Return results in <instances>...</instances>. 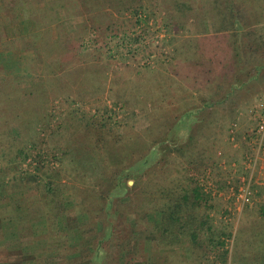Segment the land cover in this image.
Instances as JSON below:
<instances>
[{"label":"trees","instance_id":"1","mask_svg":"<svg viewBox=\"0 0 264 264\" xmlns=\"http://www.w3.org/2000/svg\"><path fill=\"white\" fill-rule=\"evenodd\" d=\"M254 1L0 0V13L5 18L7 17L8 24L12 14L13 21L15 19L28 20L35 29L26 32L18 39L8 40L2 36V46L11 51L13 47L11 44L22 42L24 48L36 52V58L33 61L44 68L39 84L28 88L27 83L12 74L15 71V65L13 63L7 65L8 60L0 59V150H2L0 151V159H2L0 161V244L5 242V239L1 240L2 232L4 237L25 239L31 234H22V230H26L29 226L21 225V223L25 221L29 224L32 218L43 216L41 208L45 205L42 203L43 200L32 201V198L28 197L34 191V187L30 186V183L39 190L43 191V188H49L51 192H54L50 179L43 182L39 180L40 175L28 171H25L20 177L17 176L19 172H22L20 167L26 158H31L35 162L38 172H43L47 167L43 151L45 148L44 146L40 147L42 142L31 140L30 136L31 131L38 129L44 131L42 125L48 117L44 114L45 117L41 118L40 114L41 117L35 119L37 102L26 100L25 97L38 95L40 104L44 106L46 103L48 104L45 92H48L50 85L57 82L59 84L58 92L65 93L69 82L72 83L71 86L75 85L78 75L92 70L93 67H89L87 63L79 65L78 57L88 35L91 33L93 36L104 35L106 39L107 37L111 40L119 39L124 43H127L128 37H133L131 40L137 43L141 37L150 32L148 28L156 26H161L160 30L170 37L168 39L170 41L174 40L176 35H185L187 37L183 39L185 44L180 45L181 48L180 46L176 47L177 55L180 52H182L180 55L186 54L187 57L184 61L189 68H193L194 76L203 77L208 73V75H212L210 79L212 83H221L217 79L218 75L215 74L221 66L224 71L223 82L226 84L223 93L225 101L233 97L236 91L248 86L254 80L257 81L264 74V33L258 29L264 24V7L261 6L257 13L252 6ZM69 23L76 24L74 29H70ZM46 28L50 29L51 33L44 39L43 34ZM206 40L217 41L218 46L215 45L208 52L207 45H205ZM223 41L224 44H228V47L222 45ZM184 46L186 53L182 51ZM199 52H201L200 55H198ZM61 65L64 72L58 74L56 70ZM101 72H98V79L103 75L102 70ZM92 75H94L92 76L93 80L96 81L97 73ZM85 81L86 79H82V82ZM101 88L102 85L96 88L95 84L94 89L98 90L91 91L90 95L94 96L97 91L102 90ZM139 89H141L140 86L132 85L127 95H132L133 91ZM116 95L117 98L113 102L117 106L122 101L123 95L121 93H116ZM213 106V103L203 99L201 105L188 108L175 115L173 119L165 121L156 118L162 122L159 128L160 133L166 132L168 136L146 145L144 150L147 151L146 154L141 153L143 143L148 141L145 134L142 137L136 134L128 135L125 138L118 134L117 139L113 140L114 150L121 153L120 150L127 141L138 144L134 149H123L126 159L122 160L126 165L117 163L114 166L107 162V167L102 170L104 164L101 161L102 166H97V168L93 166L94 171L90 173L80 167L78 172L84 170L81 172V178L88 179L86 182L92 183V189H89L90 193L85 191L84 197H94L91 198L93 200L84 198L81 205L87 210H91L93 203L99 200V204H95L96 208L92 216L99 218L101 222H99L100 225H93L90 222V228L98 229L94 236L88 237L85 231H81L82 229L75 236L69 235L68 230H64L65 234L61 235L64 238L65 253L59 259L60 264H146L147 262L142 261L139 257L141 240H145L146 243L150 241L148 246L157 249L160 253L161 248L166 249L165 252H168L166 260L169 264H174L172 258L179 260L180 264H188L193 261L198 264H229L230 261L232 264H236L238 259L247 260L249 264H252L260 260L261 252L264 253V206L259 209L258 217L247 223L244 222L245 225L247 224L246 228L241 226L242 222H240L238 230L234 231L232 230L234 227L228 222V225L220 226L219 229V225L215 222L216 205L213 194L222 191L229 192L230 185L220 183L218 188L209 187L210 191H206L200 181L202 175H198L199 173L195 172V169H189V172L193 174L191 177L185 176V185L175 179H171L168 185H165V182L156 181L158 178L154 167L158 150L166 149L167 154L171 155L174 152L186 153L198 149L201 143L200 138L203 137L200 131L207 124V122H203L204 119L200 115H204L203 113ZM125 110L127 111V109ZM129 112L133 115L136 114L135 110ZM159 114L157 113V116ZM104 127H107V124ZM110 129L113 130V128ZM110 139L108 137L100 139V146L104 148L102 155L107 160L111 158V150H113L108 148ZM35 148H38L40 153L37 152L33 155L32 151ZM200 152L202 155L205 150ZM138 153L141 154L138 155ZM7 158L11 159L9 162L14 167L12 171L8 172H14L11 177L3 176L7 172L3 168ZM91 159L94 160L95 157H89V160ZM131 161H133V166L127 168ZM196 162L195 158L188 160L190 165ZM230 175L231 173L223 175L224 179H230ZM132 177L141 181L140 192L135 189H128V192L123 191L122 182ZM205 177L204 173L203 178ZM104 181L108 182L110 186H103L102 182ZM237 183L234 186L236 191L238 190ZM22 192L21 196L16 195ZM144 192H146L148 200L146 203L147 205L151 204L153 211L149 215L142 211L144 204L146 206L143 199ZM138 193L143 196L139 202L132 204L130 201L124 202V198L132 200L133 195ZM48 202L50 201L46 202L47 205L53 204L50 213H54L58 221L57 224L63 226L61 217L66 212H63L61 208L68 201L60 196V199ZM35 204H39V206L35 207ZM132 213L136 215L133 224L129 218ZM144 220L152 224V229L147 230L145 233L148 234H144L141 238L133 237V234L141 229ZM64 221L66 223V215ZM125 222H127L126 225H124ZM127 229L131 231L127 233ZM241 229L247 233L244 244H248L257 253L250 254L247 251L239 252V250L238 253L236 252L234 236L236 231L239 233ZM80 232L84 235L81 236ZM80 239H83L85 247H68V242ZM187 240L190 243L188 249L182 246ZM30 243L32 242L29 239L22 240L21 251L24 252ZM241 246L243 245L238 247ZM34 252L36 254L34 260L37 262L32 264L45 263L48 257H45L46 253L43 249H35ZM7 256H9V260L2 259L0 264L12 260L10 255Z\"/></svg>","mask_w":264,"mask_h":264},{"label":"rangeland","instance_id":"2","mask_svg":"<svg viewBox=\"0 0 264 264\" xmlns=\"http://www.w3.org/2000/svg\"><path fill=\"white\" fill-rule=\"evenodd\" d=\"M252 6L254 11L259 13V8L264 7V0H255ZM69 24L70 29H74L76 24ZM148 29H150V32L141 37L137 43L131 40L133 37H128L127 43H124L123 40H111L108 37L106 39L104 35L93 36L91 33L86 37V43L83 49L80 50L78 57L79 65L82 66L87 63L89 67H93L92 70L80 74L81 76L78 75L75 85L71 86L72 83L69 82L65 93L58 92L59 84L57 82L50 85L48 92H45L47 105L42 106L40 104L41 101L39 102L38 95L25 97L26 100L37 102L35 119L41 116L43 118L44 114L48 117L42 125L44 131L40 129L31 131L30 136L31 140L42 142L40 147L44 146L45 148L43 151L45 153V166L47 167L43 172H38L36 171L37 165L35 162L31 158H26V161L22 162L20 167L22 172L18 174L16 172V174L20 177L25 171H28L40 175L39 180L43 182L50 179L54 192H51L49 188H43V191L39 190L34 184L30 183V186L34 187V191L28 197L32 198V201L43 200L42 203L45 204L41 207L43 216L32 218L29 224L25 221L21 223V225L29 226L26 230H22L23 235L26 233L31 234L26 236L25 239L4 237V233L1 231V234H3L1 240L5 239V242L0 244V261L8 259L9 256L7 255H10V259H12L10 262L3 264L36 263L34 251L40 248L43 249L46 253L45 257L48 258L45 263H38L60 264L59 259L65 253L62 235L65 234L66 230H68L69 235L73 236L79 234L80 229H82V232L85 231L88 237L97 234L98 229L90 228L89 225L90 222L93 225H100L99 218L92 216L96 208L95 204H99V200L93 203L91 210H87L81 205L84 198L93 200L91 199L93 196L84 197L85 191L89 192V189H92V183L86 182L88 179H82L81 172H84V170L89 173L93 172L95 167L102 166L101 161L105 165L101 168L102 170L107 167L108 163L114 166L117 163L126 165L122 160L126 159L123 149H134L138 144L127 141L120 153L114 150L113 145L118 134H121L124 138L136 134L142 137L145 134L148 141L145 144L143 143L141 153L146 154L147 151H144L146 145L148 146L151 142L168 136V133H160L159 131L162 123L161 119L165 121L173 119L175 115L188 108L198 107L203 99L213 103L214 106L205 111L204 115H200L204 119L203 122H207L200 131L201 136H203L200 138V147L192 152H174L171 155L167 154L166 149H159L154 167V172L158 178L156 181L165 182V185H168L171 179H175L185 185V176L191 177L193 174L189 172V169H195V172L199 173L198 175H202L200 181L206 191H210L209 187L218 188L220 183L231 186L229 192L222 191L213 194L215 195L214 203L216 205L215 222L219 225V229L220 226L228 225V222L232 224L234 227L232 230L234 231L238 230L240 222H242L241 226L246 228L247 224L245 225L244 222L247 223L249 220L258 217L259 209L264 206V137L258 132L257 128L264 102V74L257 81L254 80L248 86L236 91L233 97L224 101L223 93L226 84L223 82L224 71L221 66L219 70L215 68L217 69L215 74L218 75L217 79L221 82L220 84L217 82L212 83L210 81L212 75H208V73L203 77H195L193 68H189L184 61L187 57L186 54L180 55L182 53L180 52L177 55L176 47L185 44L183 39L187 37L179 34L174 36V40L170 41L168 40L170 37H167L166 33L160 30L161 26ZM258 29L264 33V24L259 26ZM19 30L20 32H28L35 29L30 23L20 26ZM45 30L44 39H46V36H50L51 33L50 29L46 28ZM11 45L13 46L12 52L19 54L18 62L15 65L18 67L19 72L25 74V72L27 73L26 69H32L31 75L27 73L25 76H20L24 77V81H22L28 83V88L35 87L34 85L39 84L43 75L42 71H44L42 65H38L33 61L36 58V52L24 48L22 42ZM205 45H207V50L210 52L212 47L218 46V42L206 40ZM222 45L228 47V44H224V41ZM184 48L185 46L182 51L186 53ZM1 50L0 59L9 49H3L2 47ZM42 50L41 48V52ZM2 54L4 55L2 56ZM11 63L12 61H8L7 65H11ZM99 66L103 71V75L99 76L98 79V72H101ZM56 71L58 74H62L64 72L62 65ZM93 73H97L96 81L98 79V82L93 80ZM82 79H86V81L82 82ZM103 81L105 82L104 85ZM95 84L96 88L102 85V90L97 91L92 96L90 92L98 90L94 89ZM132 85H135V87L140 86L141 89L133 91L132 95H127ZM116 93L123 95L122 101L117 106L113 102L117 98ZM131 110H135L136 114H130L129 111ZM157 113L163 116L159 117ZM40 114L41 116H39ZM156 118H160V120L158 121ZM105 124H107V127H104ZM110 128H113V130ZM101 129L103 131H100ZM103 137L111 138L108 148L113 150H111L109 160L102 155L104 148L100 146V139ZM201 150H205L202 155ZM37 152H39L38 148L32 151L33 155ZM141 153H138V155ZM89 157H95V159H91V161ZM194 158L197 162L192 165L188 164V160ZM9 160L11 159L7 158L4 165L2 164L4 170L7 171L6 174H3L4 177L14 175V172L8 173L14 168ZM198 161L201 162L198 163ZM131 166H133V161L129 163L127 168ZM80 167H83L84 170L78 172ZM204 173L206 174L205 178H203ZM229 173H231L230 179H224L223 175ZM234 180H236L235 184L238 180L237 191L234 190ZM102 185L110 186L105 181L102 182ZM121 187L124 192H128V189H135L140 192L141 181L134 177L128 178L122 182ZM22 194L23 192L16 195L21 196ZM60 196L68 201L61 208L63 212H66L61 217L64 223L63 226H59L56 215L50 213L53 204H46L47 201L60 199ZM142 197V194L138 193L133 195L132 200L124 198V202L130 201L132 204L133 202H139ZM143 199L145 203H148L146 192H144ZM147 203L146 206L144 204L142 211L149 215L153 211L151 210V204L147 205ZM36 205L39 206V204L34 206L36 207ZM65 215L66 223L64 221ZM129 218L131 224H133L136 215L132 213ZM126 224L127 222L124 223V225ZM151 225L147 220H144L141 229L137 233L135 232L133 237L141 238L144 234L147 235L148 233L145 232L152 229ZM130 231L129 229L126 230L127 233ZM82 235L84 234L81 233ZM246 235L247 233L243 229L239 233L236 231L234 236L236 252L238 253L239 250V252L247 251L250 254L257 253L248 244H244ZM28 239L32 243L23 252L21 251V242ZM82 240L68 242V247H85ZM141 241L139 257L142 261L151 262L152 264H169L166 260V256H168V252H165L166 249L161 248L160 253L157 249L148 246L150 241L148 243L145 240ZM240 245L243 246L238 247ZM182 246L188 249L190 243L187 240ZM169 254H171L170 251ZM259 258L258 262L252 264H264V253L261 252ZM171 260L174 264H180L177 259L172 258ZM188 264L198 263L193 261ZM229 264H232V262L230 261ZM236 264L249 263L247 260L238 259Z\"/></svg>","mask_w":264,"mask_h":264},{"label":"crops","instance_id":"3","mask_svg":"<svg viewBox=\"0 0 264 264\" xmlns=\"http://www.w3.org/2000/svg\"><path fill=\"white\" fill-rule=\"evenodd\" d=\"M10 23L8 24L7 23V17L5 18L1 13H0V29L2 28L3 30H0V50L2 49V36L8 38V40H13V39H18L19 37H21V35H25L26 31L24 32H20L19 28L20 26H23L24 24H29V21L28 20H18V19H15V21H13V16L12 14L10 15ZM10 28V29H9ZM24 28V27H23ZM19 30V31H18ZM14 31V33H13ZM4 49V47H3ZM2 51V50H1ZM4 54H2L3 56ZM19 59V54L18 53H14L10 51H8L3 57H1V60H4V61H12V63L14 65H16V62H18L17 60ZM7 61V62H8ZM15 71H13L14 73H12L17 79H20L21 81L23 80L24 81V77H20V76H25L27 75H31L32 74V69L30 70H27V73L25 72L24 73H20L19 70H18V67L15 66ZM26 83V82H25ZM28 84V83H27Z\"/></svg>","mask_w":264,"mask_h":264},{"label":"built area","instance_id":"4","mask_svg":"<svg viewBox=\"0 0 264 264\" xmlns=\"http://www.w3.org/2000/svg\"><path fill=\"white\" fill-rule=\"evenodd\" d=\"M263 108H262V113L259 116V121H258V132L264 137V102H263Z\"/></svg>","mask_w":264,"mask_h":264}]
</instances>
